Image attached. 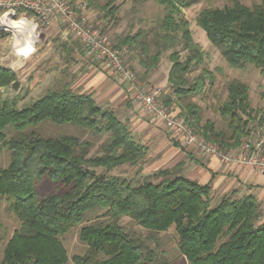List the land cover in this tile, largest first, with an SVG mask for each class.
Returning a JSON list of instances; mask_svg holds the SVG:
<instances>
[{"label": "trees", "instance_id": "obj_1", "mask_svg": "<svg viewBox=\"0 0 264 264\" xmlns=\"http://www.w3.org/2000/svg\"><path fill=\"white\" fill-rule=\"evenodd\" d=\"M154 1L164 16L152 37L142 41L139 32L116 47L139 48L138 64L144 74L170 52L171 96L165 99L166 106L176 103L179 116L206 141L224 151L237 150L248 124L255 121L248 85L238 80L227 83V96L218 107L226 129L217 130L209 120L201 125V107L189 99L201 92L206 78L209 84L213 80L205 69L189 78L204 64L205 54L182 16L183 9L199 0ZM111 2L103 9L113 15L116 8ZM196 25L230 68H264V0L251 7L235 1L221 9H204ZM4 37L0 33V39ZM15 80L14 71L0 66V89ZM21 100L17 95L0 98V155L5 149L10 152L8 167L0 170V203L5 200L19 222L4 245L1 264H67L60 237L93 209L103 213L80 229L79 240L86 250L72 258L73 264H170L125 232L119 225L124 217L151 235L174 227L178 252L186 264H264V221L253 196H224L214 202L210 185L183 177L180 165L152 172L140 182L111 175L121 166H137L148 152L113 111L98 106L92 95L71 91L66 83L18 107ZM45 122L70 125L91 137L107 135V139L97 155H90L93 144L77 136L50 138L28 131ZM7 126L16 132L10 138L2 132ZM45 179L55 185V191L40 195L37 187Z\"/></svg>", "mask_w": 264, "mask_h": 264}, {"label": "rangeland", "instance_id": "obj_2", "mask_svg": "<svg viewBox=\"0 0 264 264\" xmlns=\"http://www.w3.org/2000/svg\"><path fill=\"white\" fill-rule=\"evenodd\" d=\"M15 1L0 0V33L5 34V37L0 39V66L9 68L16 73L15 81L19 82V86L17 91L12 90V84L7 88L0 89V98H12L17 95L22 99L18 103V107H21L23 104H28L40 97L50 88L56 87L58 83H66L69 87L75 86L76 83H79L88 75L86 62L89 64L93 62L83 56L84 49L81 43L75 40L71 34H68L60 22L56 21L49 25H41L31 12L14 7ZM64 1L73 6L83 5L88 26L100 31L102 35L109 39L114 47H116V43L120 40L139 32H142L147 37L145 40H143L144 36L141 37L142 41H148L152 37V31L158 28L164 16L163 8L154 0L143 2L141 0H93L91 3L86 0ZM109 1H112L110 6L116 8V12L113 15L108 14L107 9H103L104 5ZM235 1L247 7L260 2V0H199L190 8L183 9L182 16L189 24L194 42L201 47L205 54L204 64L194 70L189 75V78L193 79L197 77L205 69L211 73L213 80L212 84H209V79L206 78L201 92L189 99L190 102L201 107V125L209 120L217 130L226 129L227 123L220 117L218 112V107L227 96L226 85L231 80H238L248 85L249 101L254 111L252 116H255V121H250L248 124L246 133L241 140L242 143L251 131L259 132L263 135L261 139L264 140V68H255L251 65H246L243 69L230 68L221 58L219 52L208 42L203 30L196 25V17L202 10L221 9L231 6ZM77 14V16L80 15L79 13ZM23 21L28 23L31 34L32 50L27 53L18 52L15 49L18 44L13 28ZM13 23L14 25H12ZM54 23L58 25V30L55 33L52 32ZM27 34L28 31L26 30ZM69 45H71L70 48ZM74 49L76 52H74ZM117 49L122 51L124 65L134 72L137 81L144 88L143 91H157L159 99L165 104V99L171 96L167 84V76L171 66L169 61L170 52L163 53L157 67L144 74V70L138 64L137 53L140 51L139 48L135 47L134 49L133 46L134 51L126 47ZM150 51L152 52L153 49L151 48ZM184 56L185 54L181 53V57L184 58ZM103 66L108 69L105 65ZM82 91L80 88L76 90L77 93ZM130 95L132 97L131 91ZM132 101L136 102L133 98ZM166 107L172 113L180 115V109L176 103L173 102ZM103 109L109 110L110 108ZM114 113L119 120H123L121 117L123 110L118 109ZM180 118L184 120L183 117ZM31 130L42 137L57 138L62 135H73L77 136L81 141H89L93 144L90 155H97L99 153V145L107 139V135L91 137L87 132L70 125L57 126L49 122L28 129V131ZM2 132L6 138H10L16 134L13 126H7ZM193 132L200 135L199 132H195L194 130ZM168 140L170 147L174 144L179 145L180 143V141L174 138ZM219 149L223 153L233 152V155L237 151H224L220 147ZM151 160L148 159L147 152L146 158L137 166H121L110 174L140 182L145 175L152 172V168L154 169L155 163L151 164ZM9 163L10 152L5 149L0 155V170L6 169ZM37 191L40 195H48L55 191V185L45 179L38 185ZM213 200L217 202L219 199L213 195ZM102 213L103 211L100 209H93L87 212L78 225L60 237V241L68 256L67 264H73L72 258L83 255L86 250V245L79 240L80 229L94 222L95 218ZM18 225L17 218L14 214L9 213L6 201L2 200L0 203V264L4 245L11 237L13 231L18 228ZM119 225L125 232L141 239L145 246L154 252L158 258H164L170 264H186L185 259L178 252L174 227H171L166 232L151 235L127 217L121 218Z\"/></svg>", "mask_w": 264, "mask_h": 264}, {"label": "crops", "instance_id": "obj_3", "mask_svg": "<svg viewBox=\"0 0 264 264\" xmlns=\"http://www.w3.org/2000/svg\"><path fill=\"white\" fill-rule=\"evenodd\" d=\"M57 26L56 23L53 24L52 32H57ZM31 50L32 47L28 52ZM83 56L85 57L84 51ZM89 60L93 63L86 62L87 77L73 85L74 87L70 86V90L77 93L78 88L82 89L78 94L92 95L101 108H110L113 112L123 110V120L120 121L127 124L138 143L148 148V159H152L151 164L155 163L154 169L151 167L152 172L180 165V175L201 185L209 184L212 195L219 200L224 196L240 199L251 195L260 204L261 221H264L263 175L234 163H220L217 159L203 156L199 151L181 143L170 147L168 139L173 137L162 122L144 113L141 107L132 101L128 84L121 81L108 67L106 69L104 64Z\"/></svg>", "mask_w": 264, "mask_h": 264}, {"label": "built area", "instance_id": "obj_4", "mask_svg": "<svg viewBox=\"0 0 264 264\" xmlns=\"http://www.w3.org/2000/svg\"><path fill=\"white\" fill-rule=\"evenodd\" d=\"M13 6L31 12L41 25L60 22L66 32L81 43L85 57L104 64L121 81L126 82L132 92V98L144 113L162 122L167 132L180 141L181 145L191 147L203 156L213 157L220 163H234L264 176V140L261 139L263 135L251 131L233 155V152H221L216 144L195 134L182 118L166 107L159 99L157 91H143L144 88L137 81L134 72L124 65L122 51L114 47L100 31L88 26L83 5L73 6L64 0H16ZM76 12L80 15L77 16Z\"/></svg>", "mask_w": 264, "mask_h": 264}, {"label": "bare ground", "instance_id": "obj_5", "mask_svg": "<svg viewBox=\"0 0 264 264\" xmlns=\"http://www.w3.org/2000/svg\"><path fill=\"white\" fill-rule=\"evenodd\" d=\"M18 29V30H17ZM13 30L15 31V38L17 39V46L15 49L18 52H28L31 48V34L29 31V25L28 23H25V21L21 22L20 24L16 25ZM26 30L28 31V34L26 35ZM23 45V46H22ZM18 59V58H17Z\"/></svg>", "mask_w": 264, "mask_h": 264}, {"label": "water", "instance_id": "obj_6", "mask_svg": "<svg viewBox=\"0 0 264 264\" xmlns=\"http://www.w3.org/2000/svg\"><path fill=\"white\" fill-rule=\"evenodd\" d=\"M18 86H19V82L18 81H14L12 83V85H11V88H12V90L17 91Z\"/></svg>", "mask_w": 264, "mask_h": 264}]
</instances>
